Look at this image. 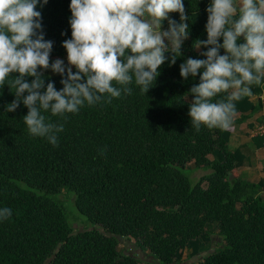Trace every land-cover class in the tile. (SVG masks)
Segmentation results:
<instances>
[{"label": "trees", "instance_id": "obj_1", "mask_svg": "<svg viewBox=\"0 0 264 264\" xmlns=\"http://www.w3.org/2000/svg\"><path fill=\"white\" fill-rule=\"evenodd\" d=\"M70 2L40 0L36 6L44 39L53 42L50 59L67 57L62 44L72 38ZM182 2L188 38L175 64L172 53H165L169 60L147 93L133 80L132 93L122 92L110 103L104 94L100 103H85L64 117L42 111L46 122L64 125L57 146L29 134L22 101L14 112L6 111L15 100L8 82L19 74H10L0 86V210L12 213L0 218V264H180L183 252L186 260L196 258L185 264H264V178L249 182L238 175L243 156L227 148L232 127L192 126L189 91L199 74L180 76L186 59H206L200 53L207 49L193 45L207 39L211 0ZM169 19L180 23V14L169 13ZM161 26L167 30L168 20ZM62 78L43 70L45 87L52 82L62 89ZM251 91L260 93L258 99L235 102L233 121L264 104V88L254 84ZM226 96L219 93L213 102ZM194 169L205 172L190 184ZM60 191L72 195L83 227H71L57 198ZM121 239L132 240L136 253L149 258L120 252ZM213 240L217 245L206 251L204 243L210 247Z\"/></svg>", "mask_w": 264, "mask_h": 264}, {"label": "clouds", "instance_id": "obj_2", "mask_svg": "<svg viewBox=\"0 0 264 264\" xmlns=\"http://www.w3.org/2000/svg\"><path fill=\"white\" fill-rule=\"evenodd\" d=\"M39 2L0 0V86L10 74H19L8 82L15 89V100L6 111L14 112L22 101L28 109L23 120L29 134L46 137L53 146L58 145L57 133L64 125L46 122L42 111L64 117L85 103H100L104 94H109L105 102L110 103V98L122 92L130 95L128 85L133 80L147 93L158 69L169 60L165 53H172L170 63L175 64L188 38L182 0H71L72 38L62 44L67 52L66 68L60 59L50 63L53 42L44 39L41 13L35 10ZM206 11L207 39L193 45L207 49L200 53L206 59H186L179 66L180 76L187 79L199 74V83L189 91L192 126L227 131L233 125L235 102L251 96V86L264 80V0H239V4L211 0ZM176 12L180 23L169 19V13ZM164 20H168L167 30H162ZM221 37L223 43L218 42ZM241 37L244 42L238 44ZM49 68L63 77L62 89L56 90L52 82L45 87L43 70ZM26 76L35 79L29 83ZM219 93H227L226 99L213 102ZM11 214L9 208L0 210V218Z\"/></svg>", "mask_w": 264, "mask_h": 264}, {"label": "crops", "instance_id": "obj_3", "mask_svg": "<svg viewBox=\"0 0 264 264\" xmlns=\"http://www.w3.org/2000/svg\"><path fill=\"white\" fill-rule=\"evenodd\" d=\"M260 87L264 88V80L261 81ZM259 94H252L248 99L254 102L258 99ZM263 116L264 104L247 118L237 122L233 121L227 140L229 150H239L241 152L243 162L236 170L242 179L249 182H257L264 178V137L250 133L252 126ZM260 193L264 196V190Z\"/></svg>", "mask_w": 264, "mask_h": 264}, {"label": "rangeland", "instance_id": "obj_4", "mask_svg": "<svg viewBox=\"0 0 264 264\" xmlns=\"http://www.w3.org/2000/svg\"><path fill=\"white\" fill-rule=\"evenodd\" d=\"M236 3L239 4V0H236ZM162 29H164V28L162 27ZM56 59L57 58L50 59V63L53 62V61H55ZM60 60H62L64 62V65L67 68V66H68L67 57H64V58H62ZM45 71L48 72V73H50V74L53 73L50 68L47 69V70H45ZM188 167L189 168H192L193 167V164L190 162L188 164ZM204 172L205 171L204 170H201V169H194L193 171H191L190 172V176L188 175L190 184H192L194 182V180H195V178L197 176H199L200 174H202ZM57 198L63 204V206L65 207V212H66V215H67V217H68V219L70 221L71 227L74 230L83 227L84 226L83 225L84 220L81 217V215H79V213L75 210V208H74V206L72 204V195L69 194V193H67V192H65V191H60L58 193V195H57ZM210 228H211V231H212L211 233H215L216 232V229H214L213 226H210ZM216 240H218V239H216ZM131 241L132 240H130L129 242H126L123 239L119 240L118 245H117V249L120 252H122V253H136V252H139L138 251L139 248H138L137 244L136 243H133V241H132V243H133L132 244ZM216 245H217V243L214 242V240H213V242L211 243L210 247H208L209 246V243H204V249L206 251H208L211 248H213V246H216ZM129 246H131V247H129ZM136 256L138 258H144V259L145 258H149L145 254H140V253L139 254L136 253ZM185 256H186V252H183L182 253V258H184V259L180 261V264H185V263L191 262L192 260H195L196 259L195 257H193L191 259L186 260L185 259ZM150 260H152V259L150 258ZM172 264H174V263H172Z\"/></svg>", "mask_w": 264, "mask_h": 264}, {"label": "built area", "instance_id": "obj_5", "mask_svg": "<svg viewBox=\"0 0 264 264\" xmlns=\"http://www.w3.org/2000/svg\"><path fill=\"white\" fill-rule=\"evenodd\" d=\"M261 100L264 103V98L261 97ZM250 133L252 135H257L260 137H264V116L261 118L259 122H256L252 128L250 129Z\"/></svg>", "mask_w": 264, "mask_h": 264}]
</instances>
